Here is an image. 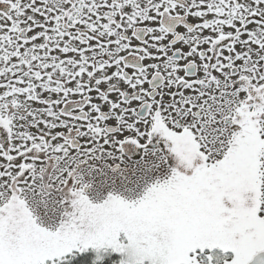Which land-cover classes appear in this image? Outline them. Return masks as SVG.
Listing matches in <instances>:
<instances>
[{
    "label": "snow or ice",
    "instance_id": "obj_1",
    "mask_svg": "<svg viewBox=\"0 0 264 264\" xmlns=\"http://www.w3.org/2000/svg\"><path fill=\"white\" fill-rule=\"evenodd\" d=\"M0 264H264V0H0Z\"/></svg>",
    "mask_w": 264,
    "mask_h": 264
}]
</instances>
